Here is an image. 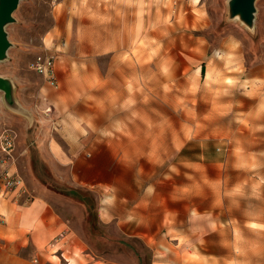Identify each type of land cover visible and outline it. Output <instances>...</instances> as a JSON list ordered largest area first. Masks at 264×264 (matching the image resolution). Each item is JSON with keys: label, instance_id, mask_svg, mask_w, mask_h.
I'll return each instance as SVG.
<instances>
[{"label": "rangeland", "instance_id": "374dc122", "mask_svg": "<svg viewBox=\"0 0 264 264\" xmlns=\"http://www.w3.org/2000/svg\"><path fill=\"white\" fill-rule=\"evenodd\" d=\"M229 3L20 0L0 76L48 81L32 64L50 52L72 124L85 101L70 189L35 170L85 252L75 264H264V0L251 25ZM9 124L15 149L25 126ZM212 198L215 213L197 208Z\"/></svg>", "mask_w": 264, "mask_h": 264}, {"label": "crops", "instance_id": "0c3cea01", "mask_svg": "<svg viewBox=\"0 0 264 264\" xmlns=\"http://www.w3.org/2000/svg\"><path fill=\"white\" fill-rule=\"evenodd\" d=\"M66 71L72 69L68 67ZM3 77H9L13 88L12 101L0 90V133L11 130L9 122L12 119H18L25 127L22 132H17L20 140H24L23 145L19 139L16 140L17 146L10 156L0 150V264H71L68 257L75 259L84 250L76 255L78 241L73 239V230L48 199L46 192L50 189L43 184L42 176L35 175V170H50L54 178L70 189L68 163L76 155L80 158L82 130L86 131V126L82 124L86 118L85 101L80 105L82 110L77 112V123L72 124L70 120L75 112L66 111L65 107H69L70 103L64 107L63 84L66 78L61 61L56 67L57 87L45 79L39 83L25 81L18 71ZM16 103L17 107L25 110L22 113L28 117V122L20 117L21 112L13 111ZM48 107L52 110L47 111ZM29 169L32 178L27 173L21 175V171ZM5 172L19 173L28 185L32 181L37 186L30 201L27 200L30 194L21 185L12 190L4 186L2 175ZM217 203L212 198L210 201H198L196 206H206L209 212L215 213ZM185 207H188V202H185ZM205 226L215 230V219ZM195 248L189 245L185 254L200 256L205 253L201 250L206 249L205 246ZM213 262L203 261L200 256V264Z\"/></svg>", "mask_w": 264, "mask_h": 264}, {"label": "water", "instance_id": "95a60500", "mask_svg": "<svg viewBox=\"0 0 264 264\" xmlns=\"http://www.w3.org/2000/svg\"><path fill=\"white\" fill-rule=\"evenodd\" d=\"M256 0H230L229 9L233 17L240 18L248 25L254 20ZM20 5V0H0V61L8 56L12 42L6 27L15 21L14 12ZM12 81L0 76V90L4 91L9 101H12Z\"/></svg>", "mask_w": 264, "mask_h": 264}, {"label": "built area", "instance_id": "2783aa9c", "mask_svg": "<svg viewBox=\"0 0 264 264\" xmlns=\"http://www.w3.org/2000/svg\"><path fill=\"white\" fill-rule=\"evenodd\" d=\"M56 56L50 52H42L38 55L32 64V68L39 74L43 75L53 86H57V77H56ZM47 111L52 110V108L48 107ZM15 135L9 131L4 130L0 136V150L9 155L13 150V146L15 143ZM20 180L17 176L10 175L6 173L4 176V184L8 188L17 187Z\"/></svg>", "mask_w": 264, "mask_h": 264}, {"label": "bare ground", "instance_id": "6f19581e", "mask_svg": "<svg viewBox=\"0 0 264 264\" xmlns=\"http://www.w3.org/2000/svg\"><path fill=\"white\" fill-rule=\"evenodd\" d=\"M77 254H80V252L78 250L76 251V255ZM68 259L71 260V264H75L74 257H68Z\"/></svg>", "mask_w": 264, "mask_h": 264}]
</instances>
